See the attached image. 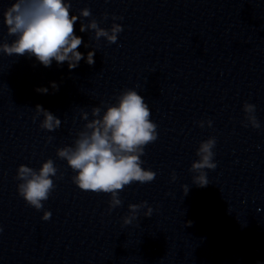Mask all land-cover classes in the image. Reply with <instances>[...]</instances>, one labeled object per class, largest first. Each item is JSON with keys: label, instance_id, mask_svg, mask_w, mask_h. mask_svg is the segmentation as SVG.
<instances>
[{"label": "water", "instance_id": "95a60500", "mask_svg": "<svg viewBox=\"0 0 264 264\" xmlns=\"http://www.w3.org/2000/svg\"><path fill=\"white\" fill-rule=\"evenodd\" d=\"M11 2L0 0V45L14 39L3 24ZM71 4L70 14L89 8L84 24L95 19L109 29L113 15L123 17L115 21L123 31L109 44L80 33L77 22L74 33L90 48L82 43L78 51L96 54L94 65L82 60L73 70L0 52V264H264V0ZM40 87L48 94L37 93ZM125 90L144 98L157 125L158 138L141 157L156 176L125 186L121 206L109 212L110 194L80 190L56 151L90 131L87 123L99 118L93 108L102 116ZM245 102L256 106L260 129L242 126ZM37 104L61 119L59 129L39 127ZM209 119L211 128L198 126ZM209 137L216 138L217 167L206 170L209 184L200 188L189 169ZM47 159L62 178H53L37 211L17 194L15 177L20 165L39 169ZM144 201L151 217L141 209L123 225L128 205Z\"/></svg>", "mask_w": 264, "mask_h": 264}, {"label": "clouds", "instance_id": "9594fccd", "mask_svg": "<svg viewBox=\"0 0 264 264\" xmlns=\"http://www.w3.org/2000/svg\"><path fill=\"white\" fill-rule=\"evenodd\" d=\"M107 2V0H105ZM71 0H12L3 12V24L7 35L14 37L11 43L0 45V52L5 55L25 56L35 58L43 67H50L53 61L58 66L67 63L68 69L77 68L83 60L89 66L94 65L95 50L85 53L78 51L83 43L82 36L74 33V25L79 22V32H94V39L104 38L109 44H115L118 34L123 31L121 24L116 23L123 17L113 15V23L109 29L100 27L93 19L84 24L82 19L89 18L91 12L85 7L78 14H70ZM109 19L103 14V20ZM85 49H90L83 43ZM50 87L59 90L55 82ZM39 94H48V88L35 89ZM245 113L243 127L251 126L260 129L255 113L256 106L245 102L242 108ZM35 112L42 115L39 127L49 133L61 126V119L42 105L35 106ZM93 119L87 123L89 132H81L72 146L58 148L57 158L66 161L67 166L74 172L72 183L82 191L110 194L109 212L121 206L118 192L132 183H150L155 179L156 173L142 167V156L145 147L158 138L157 125L150 119L151 111L144 98L135 90H125L116 97V102L108 106L101 116L99 107L93 108ZM84 119H87L85 114ZM35 122V118H33ZM205 125L211 128L212 120L198 122L200 128ZM53 138L48 137V142ZM216 138L209 137L200 142L196 156L198 159L191 164L190 171L194 173L192 183L200 188L209 184L206 170H215L213 149ZM54 161L47 159L39 169L26 165L17 168L15 179L20 181L17 185V194L25 203L37 211L42 210L43 202L47 201L54 190L53 178L57 177ZM176 179L173 172L172 180ZM184 194L189 191L187 185L183 186ZM129 213L123 217V225H130L137 219V213L146 209L145 217H151L152 207L144 201L140 204H129ZM51 212L44 211L41 219L48 221ZM0 232L3 228L0 227Z\"/></svg>", "mask_w": 264, "mask_h": 264}]
</instances>
